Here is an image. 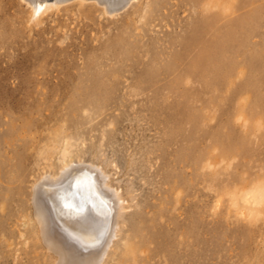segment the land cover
I'll return each mask as SVG.
<instances>
[{"label":"rangeland","instance_id":"rangeland-1","mask_svg":"<svg viewBox=\"0 0 264 264\" xmlns=\"http://www.w3.org/2000/svg\"><path fill=\"white\" fill-rule=\"evenodd\" d=\"M65 159L130 204L136 253L107 264H264V206L239 195L264 183V0L71 4L40 23L0 0V264H52L32 183Z\"/></svg>","mask_w":264,"mask_h":264},{"label":"bare ground","instance_id":"bare-ground-1","mask_svg":"<svg viewBox=\"0 0 264 264\" xmlns=\"http://www.w3.org/2000/svg\"><path fill=\"white\" fill-rule=\"evenodd\" d=\"M30 12V20L40 23L48 13L64 12L71 4L90 5L109 17L138 6L141 17L150 0H19ZM77 12H81L77 10ZM57 26V24H56ZM55 28V26H53ZM257 126L262 117H257ZM245 122L246 119L244 118ZM62 157L65 149L61 150ZM240 199L250 215L264 206V183L242 188ZM32 206L37 233L52 264H107L112 251L117 262L127 252L136 253L132 224L121 233L125 199L110 183L109 174L86 160H62L58 173L45 172L32 183ZM239 198L233 199V202ZM144 251L143 247L139 248ZM146 256H149L146 254Z\"/></svg>","mask_w":264,"mask_h":264}]
</instances>
